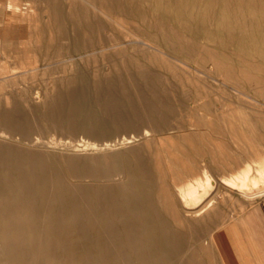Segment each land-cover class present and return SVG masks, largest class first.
Instances as JSON below:
<instances>
[{
  "label": "bare ground",
  "instance_id": "obj_1",
  "mask_svg": "<svg viewBox=\"0 0 264 264\" xmlns=\"http://www.w3.org/2000/svg\"><path fill=\"white\" fill-rule=\"evenodd\" d=\"M42 4L44 5V3ZM9 5L16 7L17 3L12 2ZM136 10L120 0H67L66 13L61 14L56 2L49 0V5L43 13L36 11L33 14L34 26L33 32L32 30L31 32L34 35L36 49L43 47V42L46 40L44 34H50V46L52 50L56 49L58 55L55 54L56 58L64 56L60 52V47L56 48V41L59 38L64 39L65 36L69 45L64 51L69 50L70 52L68 51L67 54H79L78 58L93 56L96 51L92 49L96 47L116 43L119 40L123 41L112 46L116 52L115 55L118 56L120 66L110 57L105 58V55L102 57L105 62L102 61L103 67H106V69L103 68L105 72L98 68L94 70L96 94L90 96L83 90L87 85L85 77L67 76L61 78L58 81L57 89L54 90L50 98H47L49 102H45L40 107V111L48 115L41 121H44L47 128L55 133L73 130L86 136H103L100 133L104 132L109 136L121 137L120 142L143 141L144 145L149 144V163L152 174L150 185L153 195L151 203L146 195L148 173L141 158L143 145L136 147L133 145L134 148L130 146L132 149L126 151L125 160L119 159L118 155L111 154L101 158L78 159L66 156L63 159L67 174L73 178L110 179L123 173L126 176V180L120 183L75 187L76 191H79L80 197L83 196V201L93 205L92 212H85L79 202L80 198L76 196V191H73L74 188L57 171V163L45 160L38 151L33 149L39 138L31 137L25 133V131L32 130L31 127L16 116V106L11 107L3 112L1 121L15 132L8 133L0 129V137H5L9 142L21 147H13L7 142L5 145L0 143V256L1 259L2 255L4 256V264H189L188 260L171 262L168 251H165V242L158 222H161L165 231L169 232L167 244L173 246L174 259H178L180 248L183 247V244L178 243L180 241L184 243L187 237L181 233H175V231L170 232L172 228L179 231L180 229L175 225L174 219L162 211L158 204L160 199L168 204L172 200L168 197L169 192L164 186L163 177H168L173 182L175 191L180 195V200L183 202L187 200V207L197 205L201 201L202 195L208 194L213 189L215 179L212 172L216 171L220 172L217 175L218 182L225 189L236 191L244 200L254 198L249 193L250 189L247 186L252 164L241 160L242 155L239 154V150L245 154V158L246 155L248 156L249 161L264 167V114L249 115L239 106L227 109L220 106L216 109L213 120L200 122L195 119L194 123L190 124L197 129L196 132H179L182 134L178 136V140H170L167 132L173 129L181 130V128L178 124H170L168 114L174 112L172 113V109L166 106L165 101L173 98L181 105L180 108L183 112L184 107L189 108V111L183 113V116L195 118L194 109L185 102L193 104L202 97L205 98L206 95L203 96L204 92L200 87V82L192 80L193 86L189 84L190 81L188 85L192 86L193 90L188 91L190 94L185 101L180 103L177 99L179 90L171 86L165 77L153 73L152 68L158 66L159 62L168 73L170 71L169 74H172V70L176 67L166 58L163 59L165 56L163 58L156 54L144 56L142 51L152 47L143 39L146 34L133 28L123 19ZM13 11L18 10L14 8ZM23 11L25 12V10ZM32 11H29L30 14ZM20 17L23 19V16L20 15ZM7 18L9 19V17ZM105 25L110 28L114 26L122 34V38H111L107 42L97 39L98 43L94 42L93 34ZM127 48L136 49L137 52L126 53ZM152 48L155 49V47ZM88 50L92 52L82 54ZM104 50V47L100 48L99 52ZM209 59L215 71L227 81L236 82L244 76L240 70L212 55H209ZM72 60L73 58H70V61ZM94 62L96 63V61ZM59 66L63 69L64 61ZM181 67L183 68V66ZM42 71L46 72L47 70ZM120 71L124 72V75ZM173 77L179 82L184 79V76L179 73ZM244 78L249 80L248 76H244ZM126 85H132L135 89L144 88L147 90L145 93L149 101L142 98L143 114H139L130 102L128 105H124L116 97L119 95L124 99L130 98L129 92L125 89ZM154 87L155 90H150ZM101 89L102 93L99 92ZM261 95L264 94L261 93ZM205 99L204 102H206ZM60 102H65L66 107L62 108L63 104L60 105ZM138 103L140 104V102ZM200 103H202L201 100ZM89 104L95 107L94 111L89 110ZM209 107H212L209 101L203 104L205 110H209ZM157 109H161V111ZM178 120H181V117ZM217 121H220L219 124L222 122L225 125L223 126L225 130L220 128ZM55 133L53 136L51 135L53 141L57 140L54 137ZM63 135L66 136V134ZM225 135L231 138L238 153L231 151L223 142L224 140L219 139ZM72 143L79 145L89 142L79 138L78 140L73 139ZM108 145L109 143H104L99 146ZM198 158H200L199 161ZM256 172L262 178L264 177L263 168H255L254 173ZM177 181H181V184H176ZM14 200L22 212L21 217L15 212ZM211 203V200H208L202 209H209ZM211 208L212 211L213 208ZM241 209L238 210L242 211ZM152 211H156V215L152 214ZM21 218L26 223L28 238L25 237V231L21 227L14 228L20 223ZM216 218L223 222L220 215L212 212V215H206L196 224L192 223V226L190 224L189 231L194 232L192 227H197V232L207 233L210 238L208 241H210L213 234L210 224L214 223ZM220 228L223 229V227ZM187 233L186 235H189ZM212 243L213 239L206 247L196 249L199 253L197 255L198 264H213L215 250ZM26 246L38 249L37 252L31 253L45 254L46 256L29 255L30 252L24 250ZM55 248L57 251L54 250Z\"/></svg>",
  "mask_w": 264,
  "mask_h": 264
},
{
  "label": "rangeland",
  "instance_id": "obj_2",
  "mask_svg": "<svg viewBox=\"0 0 264 264\" xmlns=\"http://www.w3.org/2000/svg\"><path fill=\"white\" fill-rule=\"evenodd\" d=\"M54 1L59 6L61 14L62 13L65 14L67 10V0L66 1L54 0ZM120 1L126 2L127 5L133 7V9L135 8L137 9L136 11H133L131 15H128L127 17L123 18L124 21L129 23L133 28L139 29L141 32L146 34L144 37L142 36L143 39L146 40L152 47H155V49L151 47L148 50H143L142 52L144 56L145 55L148 56V54H156L158 56L160 55V58H163L165 56L163 59L166 58V60L171 62L176 67L174 70H172L171 72L172 74L175 72V74L172 75L169 74L170 71L168 73L166 69L162 68L161 63L159 62L158 66L159 64L160 66L159 67L156 66L155 68L153 67L152 71L154 74H157L161 77H165L169 81L171 86L179 90V95L177 98L179 99L178 101L180 103L185 101L187 96L190 94L189 92L193 90L192 87L193 85L191 83L192 80L193 81L198 80L200 82V87L203 88V92H204L203 96L206 95L205 97L206 99L202 97L201 99L193 103L194 105L192 103L185 102L194 109V114L196 115L195 118L185 115L183 116V113L189 111V108L184 107L183 108L184 112H183V110H181L182 108H180L181 105L178 102H175L173 98H169L168 100L165 101L166 106H169V108L172 109V113L174 112L173 114H168L169 115L168 119L170 124L171 125L178 124L179 127L181 128V130L173 129L167 132L170 140L172 141H174L175 139L178 140L177 139L178 136H180L182 133H187L188 131L196 132L197 129L194 128V126H190V124H193L194 123L193 121H195V119H197L200 122L201 121L207 122L209 121V119L213 120L215 118L214 113L217 111L216 109L220 106L223 109L235 108V106L236 107L239 106L243 111H245L249 115L264 114V95H261V93L264 94V0H120ZM12 2L17 3L16 7L9 5V3ZM42 3H44V5ZM48 5H49V0H32V1L31 0H0V28L2 27V29L4 30L7 29L9 32L14 31V34H4V35L2 34V51H0V54L2 55V59L0 62V79H1L0 80V129L8 133L15 132L13 129L5 126V124L1 121V118L5 110H8L9 108L16 106L15 107L17 110L16 116L24 120V122L27 123L28 126H30L32 129L30 131H25V133H28V135L31 137L39 138L37 144H35L33 149L35 151H38V153H40L45 160L48 161L51 160L57 163L58 165L56 166L57 171L60 173L61 177L74 188L73 191H76L75 187L82 188L90 184L107 185V184L120 183L126 180V176L123 173L110 179L73 178L67 174L66 166L63 163V159H65L66 156L76 157L78 159H85L89 157L101 158V157L110 156L111 154V155H118L119 159L125 160L127 150L132 149L133 145L134 147L143 145V152L141 153V158H142V163L148 173V182H147L148 187H147L146 195H147V199L148 200L150 199L149 201L151 203V200L153 199V195L150 185L152 174L150 172V163H149V150H150L149 144L144 145L143 141H132L130 143L120 142L119 140H121L120 139L121 137L109 136V134L104 132L100 133L103 134V136L101 135L86 136L80 132H75L73 130L70 132L58 131L57 133H55L52 132L49 128H47V124L44 123V121H41L42 118L48 117V115L40 111V107L44 105L45 102H49V99L47 98L48 97L50 98L54 93V90L57 89L58 81L61 78L64 77L66 78L67 76L85 77V79L87 80V85L84 86L85 88L83 90H85L86 94L90 96L96 94V89L94 87V83L96 81V78L93 74L94 70L98 68L101 69L103 72H105L103 70V68L106 69V67H103V64L105 62L102 59V57L105 55H106L105 58L110 57V59L118 62V65L120 66V61H118L119 60L117 59L118 56L117 54L115 55L116 52L114 51L112 46L114 44L123 42L122 40H119L116 43H109V44H105L102 47H96L92 49L96 51L93 56H89L87 58L86 57L78 58L79 54L76 53L67 54L69 50L64 51L69 45V41L66 39L65 36L64 39L59 38L56 41V48L60 47V52L63 53L64 56L56 58L57 55L56 49L52 50L50 46V40H49L50 34H44V38L46 40L43 42V47L36 49L33 40L34 35H32L33 26H34L32 16L36 11H38L39 13H43V11L46 10ZM6 6L11 8L8 9ZM12 7L13 10L15 8V10L18 11H13ZM20 9L22 11L25 10V12L24 11L22 12ZM9 10L11 11V13H9L10 12ZM29 11H32L31 14ZM20 15L23 16L22 17L23 19H21ZM7 17H9V19ZM104 33L105 35H103ZM121 35L122 34L119 31H117V29L114 26L110 28V26L105 25L103 28L102 27L99 28V30L93 34V38H94L93 40L96 43H98L97 39L103 40V42H107L111 38L120 39L122 38ZM175 36L178 37L176 38ZM103 47L105 50L99 52L100 48ZM126 50H127L126 53L129 54L137 52L136 49L127 48ZM91 52H92L91 50H88L82 54L91 53ZM53 54L56 55L52 56ZM209 55H212L215 58L231 65L233 68L240 70L244 76L249 77V80L247 81L244 78V76L239 78L236 82H231L229 80L227 81L226 79L222 78V75L216 72L214 67L211 66V62H210L211 60L209 59ZM70 58H73V60L70 61ZM93 58H95L94 61H96V63L93 61ZM63 61H64V68L62 69L61 66L59 65ZM246 62L248 65L246 64ZM44 66L48 68H45ZM181 66H183L184 69ZM42 70L46 72H43ZM20 72L27 74H22ZM17 73L19 74V77ZM120 73L124 75V72L120 71ZM178 73L184 76L183 78L184 79L186 78L188 81L186 79L180 81L181 83L177 81L173 76L178 75ZM92 76L95 79H92L93 78ZM1 81L9 85L7 86ZM185 81H187V83H185ZM188 82L190 85H192L191 87L188 85ZM45 86H47L48 88L47 87L45 88ZM32 89H34L33 90L34 92L32 91ZM102 89L99 90V92L102 93L103 92ZM125 89L129 92L130 98L124 99V97H120L119 95H117L116 97L118 98L119 102L123 103L124 105H128L130 102L131 105H133V108L139 114H143L144 105L142 103L143 102L142 98H145L144 99L145 101H149V98H147V95L145 93V91L147 90L146 89L144 90V88L135 89L133 88L132 85H126ZM150 90L152 91L155 90V87L151 88ZM207 90L208 92H206ZM136 93L139 94L137 95ZM204 99L206 102H204ZM220 99L221 101H219ZM200 100L202 103H200ZM208 101L210 103V106L212 107H209V110H205L203 108V104L207 103ZM138 102H140V104ZM64 103L65 102L63 103L60 102V105L63 104L62 108L66 107ZM91 104H89L88 108L89 110L94 111L95 107ZM157 110L161 111V109H157ZM178 113L180 114V116ZM60 114L61 117H63L62 113ZM179 117H181V120H178ZM217 122L219 124L220 121ZM219 125L222 130H225V127H223L225 125L222 122ZM53 133H55L54 137L57 139L56 141L55 140L53 141V139L51 138L53 136ZM63 134H66V136H64ZM79 138L84 141H88L89 143H81L79 145H75L72 143L73 139L78 140ZM219 139L224 140L223 142L231 151L238 153L237 147L234 144H232L233 141L229 136L225 135L223 137H220ZM62 140L64 141L62 142ZM228 141H230L231 143ZM6 142L8 143V145H12L13 147H21L18 144L9 142L5 137H0V143L1 144L3 143L2 145L7 144ZM100 143L101 144L109 143V145L99 146L101 145ZM239 154L242 155L241 158L242 161H246L252 164L251 165L252 170L250 172L247 183V186L250 189L249 193L254 197L251 200H244L236 191L227 190L223 186H221V184L218 182V176H217L218 174H220V172L216 171V172H212L215 179L213 189L208 194H205L206 196L202 195L201 201L197 205H195L194 207H187L186 206L187 200L184 202L180 200V195L177 193V191H175L174 184H172L173 182L170 181L168 177L166 178L163 177L164 186L169 192L168 197H170V199L172 198V200L170 201L171 204L170 203L168 204L163 199H160L158 201V204L161 206L162 211H164L171 219H174L175 225L180 229L179 231L176 228L175 229L172 228L170 232L172 233L175 231V233H181L183 236L187 237L186 240H184V243L182 241L178 243L180 245L183 244L182 245L183 247L182 249L180 248L178 259L177 258L174 259L173 246L167 244V235L169 234V232L165 231V229L163 228V224L161 222H158L162 231L161 235L165 242L164 245L165 251L166 252L168 251L167 253L170 257L171 262L176 263V262H183L184 260H188L189 264H198L197 255H199V253L196 249L206 247L208 243H210V241H212L213 239L212 245H214L213 247L215 250V255L212 260V263L221 264V262H226L225 264H230L228 259L223 260V258L219 255L221 244L216 241L219 235H221V233H223L224 231L220 227H224V229H229V228L232 229V225L237 223L238 218L244 212L264 202V177L262 178L261 176H259L257 172L254 173L255 168L264 169V167H262V165L258 166L260 164L257 163L255 164V162L253 161H249L247 155H246L247 158L246 159L245 154H242L240 150H239ZM199 160L200 158H198V161ZM176 184L178 185L181 184V181H177ZM78 193L79 191H76V196L80 198L79 202L81 203L83 210L85 212H89V211L92 212L93 205L83 201V196L80 197V193L79 194ZM219 199L221 200L219 201ZM208 200H211L212 205L208 207L209 209L203 210L202 206ZM13 205L15 208V212L19 217H21L22 212L17 206L16 200L13 201ZM240 206L242 207V209ZM210 208L212 209V211L210 210ZM238 209H241L242 211H239ZM203 211L206 212L204 213ZM212 212L214 214L220 215L223 218L222 219L223 222L222 221L220 222L216 218L215 219L216 223L212 222L210 224L211 230H213L212 239L210 241H208V239L210 238L208 237L207 233L203 234L201 232L199 233L197 232L196 230L197 227L196 228L192 227V231L194 232L189 231L190 224L191 226L192 223L196 224L197 222L201 221V219L204 218L206 215H212ZM155 213L157 212L152 211V214L156 215ZM199 213L202 214L199 215ZM184 222L187 224V226ZM17 227H21L23 231H25L26 238L29 237L26 223L23 218L20 219V223H18V225L14 226V228ZM186 233L191 235L190 236L191 239L188 238L189 235H186ZM232 237H233L232 239L234 240L233 244L238 249L239 247H238L237 234L233 233ZM197 238L200 240H198ZM218 247H219V251H218ZM24 250L30 252L29 255L32 256H38V257L46 256L45 254L42 255L38 253H34V254L31 253L38 251V249L32 246H26ZM54 250L57 251V248H55ZM56 254L59 255V253L57 252ZM188 254L191 256H189ZM3 261H4V256L2 255V259L0 256V264H4Z\"/></svg>",
  "mask_w": 264,
  "mask_h": 264
},
{
  "label": "crops",
  "instance_id": "obj_3",
  "mask_svg": "<svg viewBox=\"0 0 264 264\" xmlns=\"http://www.w3.org/2000/svg\"><path fill=\"white\" fill-rule=\"evenodd\" d=\"M3 16V15H2ZM2 34H14L0 28V51ZM2 55L0 54V62ZM217 241L220 243L219 255L230 264H264V202L244 212L232 229H224ZM233 233L237 234L238 249L233 244ZM238 250V251H237ZM226 262H221L225 264Z\"/></svg>",
  "mask_w": 264,
  "mask_h": 264
}]
</instances>
